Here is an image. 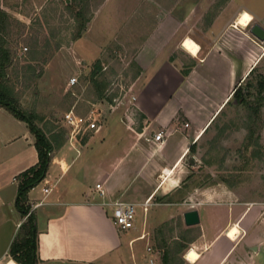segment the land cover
Masks as SVG:
<instances>
[{
  "label": "crops",
  "instance_id": "crops-1",
  "mask_svg": "<svg viewBox=\"0 0 264 264\" xmlns=\"http://www.w3.org/2000/svg\"><path fill=\"white\" fill-rule=\"evenodd\" d=\"M157 1L161 15L153 28L143 29L133 56L136 71L122 87V98L104 99L106 82L102 91L93 85L91 99L79 96L65 102L64 113L73 110L79 115L88 113H80L88 103L96 129L70 136L64 113L57 125L52 117L56 109L39 103V96L50 101L70 97L69 79H63L59 88L51 83L45 91V77H38L29 109L22 105L27 96L15 93L22 109L38 115L35 124L54 146L44 178L27 193L38 231V264H149L150 257L159 264L163 250L155 247L151 228L179 214L185 230L198 228L186 241L185 251L193 248L198 253L194 261L185 259L188 264H257L255 258L264 248V200H237L233 189L222 186L195 187L182 201L156 199L180 188L186 159L189 166L194 163L188 155L190 146L197 144L234 88L263 56L253 52L263 42L248 34L249 27L235 28L234 21L246 11L254 19L251 24L264 27V0ZM233 34L238 35L236 42ZM187 37L198 44V51L189 54L194 64L183 74V61L174 54L183 49ZM216 64L222 70L227 64L222 76ZM236 64L245 71L240 76ZM95 75L100 77V70ZM158 131L165 138L162 144L153 139ZM34 139L25 121L0 106V264L9 260L18 264L8 257L24 220L15 207L16 177L38 160ZM147 198L151 204L144 211L140 203ZM115 200L137 203L133 228L123 231L113 224L107 203ZM190 209L198 211L199 223L187 226L183 213ZM232 224L239 229L235 238L226 234Z\"/></svg>",
  "mask_w": 264,
  "mask_h": 264
},
{
  "label": "rangeland",
  "instance_id": "rangeland-1",
  "mask_svg": "<svg viewBox=\"0 0 264 264\" xmlns=\"http://www.w3.org/2000/svg\"><path fill=\"white\" fill-rule=\"evenodd\" d=\"M145 1L146 4L142 5L141 1L133 4L130 0H77L79 4L75 7L82 5L84 13L90 19L85 30L75 38L79 22L73 17L74 7L67 6L72 4L71 0H0V9L6 13L0 19V42L9 48L12 55L7 68L10 84L16 95L23 93V96H27L23 98V107L31 108L30 103L34 99L30 95L32 87L35 86L33 88L36 89L38 77H45L42 84L47 91L51 83H54V88H59L58 84L63 79L66 81L74 76L77 82L68 88L70 97L50 101L46 96H39V103L44 108L50 103L52 109H56L52 112V117L60 125L59 119L71 100L79 96L93 98L91 74L97 65L100 67V77H104L107 82L102 97L121 99L122 87L128 85L136 71L132 64L133 56L144 35L143 29L153 28L161 15L157 0ZM253 3L255 4L254 0ZM132 7L136 8L134 12ZM237 37V34H233L232 41L236 42ZM262 42L263 47L255 48L253 52L264 53V40ZM174 55L180 57L183 67L193 62L189 53L182 48ZM249 65H246L245 70ZM216 66L220 68L221 76L227 71V64L224 66L225 70H222L223 66ZM235 66L237 76L245 72L241 69L242 65ZM263 75L264 54L240 81L242 93L250 91L255 94V81ZM49 77H54L55 81L48 80ZM222 82L224 81L221 80ZM89 110L87 103V106L80 108V113ZM247 112L243 104L230 98V102L209 130L199 138L195 149L188 154L194 160L193 165L189 166L187 159L185 161L187 170L180 183L185 198L195 187L222 186L233 189L237 200H264V104L255 131V134H259V144L246 149L244 140L248 131L244 124ZM223 125L227 126L219 139L215 140ZM253 149L255 156L251 155ZM224 177L229 184L222 181ZM35 191L38 192V188ZM178 194L173 191L156 200L168 201L169 197L174 199ZM152 211L150 208V212ZM138 214L137 218H140L141 213ZM180 217L179 214L166 221L168 224L163 227V231L158 230L163 223L151 228L155 247L161 248L162 239L172 243V237L183 234L186 241H189L198 233L197 227L185 230ZM184 252L185 250L179 253L178 257L182 260L181 264H188L183 257ZM259 252L255 261L257 264H264V248H260Z\"/></svg>",
  "mask_w": 264,
  "mask_h": 264
},
{
  "label": "trees",
  "instance_id": "trees-1",
  "mask_svg": "<svg viewBox=\"0 0 264 264\" xmlns=\"http://www.w3.org/2000/svg\"><path fill=\"white\" fill-rule=\"evenodd\" d=\"M72 4H67L68 7H74L73 17L79 22L78 29L75 38L79 37L81 32L85 30L86 24L89 21L90 17L84 13L83 7L77 6V0H71ZM221 1V0H220ZM6 13L0 9V19L4 17ZM11 52L8 47L4 45V43L0 42V106L4 107L8 110L12 115L16 118L23 120L27 123L30 131L34 135V146L37 150L38 160L35 164L29 166L25 170L21 171L17 177V193L15 197V207L20 213L21 217L24 220L19 225L17 232L12 239L9 247H8V257L13 259L18 264H38V231L35 224V216L32 211H30V205L28 203L27 193L28 191L34 187L38 182H40L47 171L48 164L51 157V152L53 150V144L48 139V137L44 134L43 130L35 124V119L38 116L33 112H27L22 109L18 103V99L15 95L14 87L10 84L8 79L7 68L11 63ZM194 63L192 62L189 66L184 67L182 69L183 74H187L190 70V67ZM100 67L97 65L91 81L95 87L102 91L104 85L106 83L104 78L97 77L95 75V71H99ZM139 70V69H138ZM137 70V71H138ZM254 88L256 90L255 94L248 91L247 94L242 93L240 89V84H238L230 98L233 99L238 104H243L247 109V116L245 122V128L248 133L244 140V147L254 148L259 144V134H255L257 129V123L260 120V110L264 104V75L260 76L254 84ZM99 95L101 92L99 91ZM252 96L251 98H249ZM227 100L225 106L230 102ZM224 106V107H225ZM217 113V115L211 120L210 124L204 129L203 134L206 133L211 124L215 121L217 116L222 112L223 108ZM227 125H223L219 132L217 133L215 140L219 139L225 130ZM255 134V135H254ZM196 144H192L190 146V150H194ZM251 155L255 156L256 152L251 151ZM208 162V161H207ZM208 176V175H207ZM223 182L229 184L226 177L222 179ZM202 185V183H199ZM198 184V185H199ZM210 184H213L210 183ZM175 193H179L177 198L169 197L168 201H182L185 198V192L181 190V187L174 190ZM167 222L163 223L161 227L158 229L159 231H163V227L167 226ZM161 247L163 249L160 255L159 264H181L182 260L179 259L178 255L187 247L186 239L183 234L179 235L178 239H175L172 243L166 241V239H162ZM88 264H97V263H88Z\"/></svg>",
  "mask_w": 264,
  "mask_h": 264
},
{
  "label": "built area",
  "instance_id": "built-area-1",
  "mask_svg": "<svg viewBox=\"0 0 264 264\" xmlns=\"http://www.w3.org/2000/svg\"><path fill=\"white\" fill-rule=\"evenodd\" d=\"M253 20L254 19H247L248 24L245 27H250ZM234 27H238L236 25V20L234 21ZM76 82L77 79L74 76H71L68 80L70 86L74 85ZM63 121L69 129L70 136L74 137H76L77 135H83L87 130L97 128V123L93 111L88 112L86 115H79L76 114L73 110H69L63 114ZM153 139L158 142V144H162L165 140L163 132L158 131L157 133H154ZM95 186L100 193L103 192L100 183H97ZM150 204V198H147L142 203H140L144 211H147ZM107 205L110 209L111 220L119 230L124 231L134 227L137 203L115 200L113 202L107 203ZM147 250L150 251L151 248L148 246ZM153 263L154 259L150 257L149 264Z\"/></svg>",
  "mask_w": 264,
  "mask_h": 264
},
{
  "label": "bare ground",
  "instance_id": "bare-ground-1",
  "mask_svg": "<svg viewBox=\"0 0 264 264\" xmlns=\"http://www.w3.org/2000/svg\"><path fill=\"white\" fill-rule=\"evenodd\" d=\"M247 19H251V16L246 11H243L239 17L236 19V24L241 26H246L248 24ZM183 49L188 52L189 54L196 55L198 51V44L191 38H185L182 42ZM239 233V229L236 225H231L227 230L226 234L231 237L235 238L236 235ZM185 259L189 261H194L198 257L197 251L193 248L187 249L184 253ZM6 264H15L12 260L7 261Z\"/></svg>",
  "mask_w": 264,
  "mask_h": 264
},
{
  "label": "water",
  "instance_id": "water-1",
  "mask_svg": "<svg viewBox=\"0 0 264 264\" xmlns=\"http://www.w3.org/2000/svg\"><path fill=\"white\" fill-rule=\"evenodd\" d=\"M248 34L256 38L257 40H264V27L259 23L255 22L250 25L248 28ZM190 162H193L192 158L189 159ZM183 220L185 225L191 226L199 223V215L196 209H190L183 213Z\"/></svg>",
  "mask_w": 264,
  "mask_h": 264
}]
</instances>
